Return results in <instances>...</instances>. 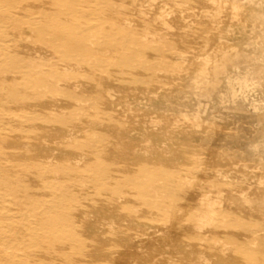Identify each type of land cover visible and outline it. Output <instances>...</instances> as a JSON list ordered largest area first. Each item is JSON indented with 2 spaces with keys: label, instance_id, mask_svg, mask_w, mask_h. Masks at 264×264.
Returning <instances> with one entry per match:
<instances>
[{
  "label": "rangeland",
  "instance_id": "obj_1",
  "mask_svg": "<svg viewBox=\"0 0 264 264\" xmlns=\"http://www.w3.org/2000/svg\"><path fill=\"white\" fill-rule=\"evenodd\" d=\"M101 1L103 0H51V2L48 0H0V14L7 17L5 21L0 18V139L3 137L4 139L12 138L18 142L11 148L1 144L0 156L3 163H8L7 160H10V156H18V158H26L30 161L27 152L32 151L31 146H28L31 139L37 138L40 141L44 139L47 141L46 146L52 140L51 132H48L52 130L45 129L46 123L42 116H36L32 121L28 120L24 106L16 99L17 96L12 94V90L18 89L23 84L16 69L18 57L25 62L34 61L36 63H43L45 59L49 65L44 66L43 69L50 74V78H47L50 82H57L59 86L65 85L71 89L75 87L77 90L86 91L90 87L86 70L84 68L79 69L78 64L76 65L77 68L74 69L73 65L63 63L62 56L66 55L63 48H56L58 51L52 58L46 53L52 32L66 30V27L71 26L81 33L83 28H87L84 30L85 34L92 32L91 34L100 35L99 38H104L107 35L112 38L125 37L123 41L116 42L112 52H107V55L110 53L109 55L113 56L111 63L115 66L119 63L120 56L133 51L138 44L140 38L137 35L128 37V34L134 27H138L139 16L131 15L128 23L121 21V14L119 13L110 19L111 23L94 19L91 12L93 8L103 5ZM167 1L170 0H154L153 12L161 4L170 5ZM174 1L179 3L180 11L177 15L184 18L187 28H191L186 31L179 30L181 34H179L181 37L179 42L187 43L181 52L187 56L186 61L178 63L172 61L175 58V53H171L173 50L169 47L167 40L174 37L165 33L168 27H165L162 22H157L156 25L159 29H155L156 31L150 29L147 37L151 39L155 36V40L148 44L165 50L162 60L165 62L164 65L167 64L164 70L171 71H169L171 77L161 78L162 85L160 88L162 89H158L157 92H165V94H173V96L179 95V98L165 100V107L162 106V109L156 110L155 108H158L156 107L157 103H152L148 99L136 98V95L131 93L136 82L133 79H127L131 82L129 83L131 87L116 92L113 101H110L114 105L116 104L115 108L119 111L118 113L108 114L105 110L101 111L103 109L101 103L83 102L89 107L79 116V120L88 121L90 116H99L103 117V121L99 127L89 126L83 127L78 132L74 131L75 134H78L74 140L77 139L80 143L85 144L87 142L92 143L100 140L103 135L113 132L116 135L117 132L123 129L127 130L130 127L131 134L135 136L132 141H137L136 143L131 141V143L136 144L134 146L137 150L139 149V154L145 160L146 169H143V181L148 184L150 179H154L157 184L156 187L159 188L153 194V198L176 207L168 214L176 215L178 218L184 215L183 208L175 205L177 204L175 196L181 187L189 188L191 191L193 185L194 187L201 186L204 189L201 191V198L210 202L209 207L212 210L210 214L214 217L217 216V220H211L200 228L191 226L194 228L193 230L197 229L201 232L211 228L207 240L197 239L198 243L196 244L200 245L199 247L190 243L179 244V246L170 245L168 240L157 241L145 245L146 247H141L142 256L136 260L132 259L134 263L130 260L129 263L126 262L127 264H149V261L152 262L150 264L155 262L158 264L166 256L174 264H189V260L194 258L196 260L198 253L201 252L210 261L204 262L198 259L197 262H191V264H217L215 254L207 252V245L218 248L222 243L227 242V246H232L233 250L225 256L224 262H229L223 264L233 263V259L238 260V262L239 260L254 259L255 264H262L256 259L264 258V0ZM148 4L151 3L148 2ZM74 5H76L77 12L68 11L67 15L60 16L62 12H66ZM152 16L153 13H150L148 18H152ZM169 16L168 23L170 24L172 21L171 16ZM120 25L124 27H120ZM153 31L159 32L158 34L163 36L159 37L160 35L157 34V37ZM151 33H154V36ZM70 34L73 36L72 33ZM166 35H169L170 38H167ZM161 43L166 44L163 46ZM191 46L194 48L191 49ZM198 46H201L202 49ZM72 52L75 54L71 56L76 60H81L82 56L85 55L83 52L73 49ZM193 56L195 58L190 61L188 57ZM136 57L139 61L143 60L140 55ZM101 64L102 67H99L98 70L99 74H108L111 67L109 69L104 63ZM58 66H60L59 69H57ZM77 69L79 71L76 72ZM132 71V68L125 71L127 73L125 76L130 75ZM246 75L248 77H246L247 81L245 80L246 86H243L244 89H239L238 78L243 79ZM123 79L126 80V78ZM228 79H233L231 84L237 94L236 100L232 99L229 92ZM40 88L42 89L41 92H49L43 86ZM121 97L125 98V102L119 99ZM37 103L40 105L39 102ZM138 114L143 117L145 126L129 125L128 121H131L132 117ZM158 119L164 121H160L159 124ZM30 123L34 126H29ZM140 138L149 139L151 144L159 139L156 146L162 148L163 151L151 154L149 147H147L149 143L141 142ZM101 141H103L102 146L98 148V151L89 152V149L87 150L86 159L99 153L110 162L113 171L118 172L125 168L138 171V159H130L127 163L125 161L122 163L123 159L119 157L120 153L116 149L127 150L126 146L132 148L130 144L119 139H106L104 136ZM24 144L27 145L23 146ZM184 146L188 147L189 156L179 162L173 158L176 154L175 150L182 151ZM43 148L45 147L40 145L35 149L40 153ZM146 148L147 152L144 150ZM114 149L116 150L112 152ZM49 152L53 153L54 156L56 155L53 150ZM165 159H169L168 163H164L165 167L156 165L157 162L165 161ZM39 161L44 165H51V167H57L58 164L54 158L39 159ZM67 166L78 172L72 177L74 180L78 178L80 181H84L82 184L73 181V189L81 188V185L91 184L90 181H87L90 178V170L87 165H73L71 163ZM180 167L193 170L195 168L198 173L194 174L191 171L187 173V169L183 168L182 171L186 175H182L181 170H179ZM23 169L24 166L21 171ZM218 170L223 172V176L211 179L219 180L216 187L220 191H216L207 182L209 177ZM117 176L119 175L110 177H114L116 181L120 178ZM167 177L172 178L168 184H166ZM52 179L51 177L50 180ZM106 179L108 180L109 177ZM95 182L96 185L100 186L101 180ZM166 187L174 188V191L167 190ZM233 187L234 189L231 190ZM141 194L145 195L146 192L141 189ZM244 199L248 202L244 203ZM76 200L77 202L69 204L70 208H74L76 205L85 206L88 218L95 220L96 215L89 208L94 202L93 199L78 197ZM199 200L197 203L201 202ZM119 201L122 202V198ZM194 202L196 203V201L187 199L186 205L189 206V203ZM230 208L239 211L240 215L244 214L245 218L254 219L246 231L241 228L240 222L232 221ZM68 209L67 205L65 210ZM199 210V214L194 211L193 215L189 213L185 215L188 216L186 217L188 220L191 218L189 223L203 218L202 216L208 212L207 208ZM155 212L157 211L154 210L153 213ZM153 213L150 216L153 218L151 222L154 223H150V228L154 229L160 226L165 227L166 230L167 222L165 223V220L157 215L158 212L155 215ZM209 216L207 213L206 217ZM154 217L161 219V221L157 219L161 223L158 221L155 223ZM78 222L80 221L77 220L65 229L74 231L82 224V221ZM216 226H219V230L212 232ZM232 230L246 232L244 235L250 239H247L248 242L245 244H239L236 240L230 239ZM18 252L22 255L25 250L21 248ZM158 254L161 257H158ZM114 256L118 257V254L114 253ZM154 256L157 257L154 258ZM146 258H149L147 259L149 261ZM16 260L21 263H29L24 258Z\"/></svg>",
  "mask_w": 264,
  "mask_h": 264
},
{
  "label": "bare ground",
  "instance_id": "obj_2",
  "mask_svg": "<svg viewBox=\"0 0 264 264\" xmlns=\"http://www.w3.org/2000/svg\"><path fill=\"white\" fill-rule=\"evenodd\" d=\"M48 1L51 2V0ZM101 2H103V5L93 8L91 12L92 15H94V19L111 23L110 19L116 16V13H119L121 14V21L128 23L131 15L136 14L139 16L140 23L138 22V27H134L128 34V37H135L137 35L138 38H140L138 39V44L133 51L126 52L120 56L118 59L119 63L116 66L111 63L113 56H110V53L107 55V52H112L116 46V42L123 41L125 37L112 38L110 35H107L104 38H99L101 37L100 35L91 34L92 32L85 34L84 30L87 28H83L82 33L81 31L78 32L74 27L71 28V26L66 27V30L52 32L50 44L46 50L48 56L52 58L58 51L56 48H63L66 51V55L62 56L63 63L73 65L74 69L77 68L76 65L78 64L79 69L84 68L86 70L88 83L90 85L88 90L81 91L75 89V87L71 89L65 85L59 86L57 82H50V80L47 79L50 78V74L43 69L44 66L49 65V62L45 59L43 63H36L34 61L25 62V60L19 57L16 60L18 76L21 78V83L23 84H21L18 89L12 90V94L14 93L13 95L17 96L16 99L24 106L23 108L26 110V118L28 120L32 121L36 116H42L43 121L46 123L45 129L52 130L48 131L51 132L52 140H50L51 143L46 146L45 144L47 141L44 139H42V141L37 138L31 139L28 146H31L30 148H32V151L27 152L30 161L26 160V158L22 159L18 158V156H10V160H7L8 163L5 164L1 161L2 159L0 156V264L129 263L130 260H136L142 256V252H140L141 247H146L157 241L161 242L168 240L170 245L190 243L199 247L200 245L196 244L198 243L197 239L207 240L211 233V228L208 231L201 232L197 229L193 230L194 228L191 226L200 228V226L207 224V222L209 223L211 220H217V216L214 217L210 214L212 211L209 207L210 202L201 198V191L204 190L201 186L194 187L192 185L191 191H189V188L181 187L180 190L177 191V196H175L177 204L175 205H179L183 208L184 215L181 218L176 217V215L168 214L175 210L176 207H172L173 205H167L166 202H161V200L158 201L156 198H153V194L156 193L159 187H156L157 184L154 179H150L148 184H145L143 181V169H146L144 164L145 160L144 157L139 154V149L137 150L134 146L136 144H132L137 141H132V138L135 136L131 134L130 127H128L127 130L123 129L117 132L116 135L113 132L103 136L106 139H119L130 144L132 148L126 146L128 148L127 150L123 148L116 149H118L120 153L119 157L123 159V161H121L122 163L124 161L127 163L130 159H138V171L132 168H125L118 172L113 171L110 162L101 156V154L99 155V153L93 154L86 159L85 155L88 149L89 152H93V150L98 151V148L102 146L103 141L101 140L103 136L100 137L101 139L99 138L100 140H96L92 143L87 142L86 144L83 142L80 143L77 139L74 140L75 136L78 135L75 134L74 131L78 132L83 127L89 126L93 128L99 127L100 123L103 121V117L99 116H90L88 121H84L83 119L79 120V116L89 107L88 104H83V102L91 104L101 103L103 108L101 111L105 110L108 114L118 113L119 111L115 108L116 104L114 105V103L110 101L114 98L116 92L131 87L129 84L131 82L127 79H133L136 82V85H134L135 87H132L131 93L136 95V98L148 99L152 103H157L156 107L158 108H155L156 110L162 109V106L165 107V100L179 98V95L173 96V94L169 95L165 94V92H157L158 89H162L160 88L162 85L161 78L171 77V74H169L170 70H164L167 64L164 65L165 62L162 60L165 50L154 45H149V42L155 40L154 33L156 36L159 33L153 31L154 33L151 34L154 37L151 39L147 37L150 29H159L156 25L157 22H162L165 27L167 26L168 28H165V33H169L174 37L170 38L168 37L169 35H166L167 38H170L168 40L163 37L170 45L167 46L172 48L173 51L171 53H175V58H173L172 61L178 63L184 62L187 59L186 55H183V53L181 54L182 49L187 43L183 44L179 42L181 40L179 34L181 30L186 31L191 28H187L184 18L177 15L180 11L177 1H167L170 5L161 4L157 7L155 12H153L154 0H103ZM148 2L151 4H148ZM84 5H86V3ZM53 9L55 10V8ZM68 11L77 12L76 5L59 15L63 17L68 14ZM150 13H153L152 18H148ZM169 15L172 21L170 24L168 23L170 19L168 18ZM0 18L4 21L7 20L5 15L0 14ZM120 27L124 26L120 25ZM70 33H72L73 36ZM161 36L163 35L159 37ZM192 48H194V46H191V49ZM72 49L83 52L85 55L82 54L81 60L73 59L71 55L75 53L72 52ZM200 49H202V47ZM194 50L196 51V49ZM138 55L142 56L143 60L139 61L136 57ZM192 58L195 57H188L190 61ZM101 63H104L109 69L111 67L108 74H99L98 70L99 67H102ZM59 67L60 66H58L57 69H59ZM131 68L134 72L132 71L130 75L125 76V74H127L125 71ZM77 71L79 70L77 69L76 72ZM246 77L247 75L244 77L245 79L238 78L239 89L245 88H243V86L246 84ZM123 78H126V80ZM232 80L228 79L229 92L231 93L232 99L236 100L237 94L231 84ZM42 86L47 88L49 92H41L42 89L40 87ZM173 86L176 87V85ZM119 99L125 102V98L121 97ZM37 102H39L40 105ZM127 109L130 108L127 107ZM131 117L129 118L131 119ZM160 121L163 122L164 120L158 119L159 124L161 123ZM128 123H130L129 125L131 126L135 124L145 126L146 124L143 117L139 116V114L133 116L132 120L128 121ZM30 124L29 126H34L32 123ZM140 141L150 142L149 139L145 140L143 138H140ZM158 141L159 139L153 141L155 142L154 144H151V142L147 145L151 154L163 151L162 148L156 146ZM17 143V140L12 138L4 139L3 137V139H0V147L1 144H4L11 148ZM25 145L27 144L23 146ZM40 145H43L45 148L39 153L35 148ZM140 145L142 144L140 143ZM116 149L112 150V152ZM50 150L55 151L56 155L54 156L53 153L49 152ZM144 150L147 152V148ZM188 150L187 146H184L182 151L176 149V154L173 158L180 162V160L189 156ZM49 158H54L57 161V167H51V165L48 166L47 164L44 165L39 161V159L45 160ZM168 160L169 159H165V161L157 162L156 165L165 167L164 163H168ZM71 163H73V165L84 164L89 167L90 178H88L87 181H90L91 184L81 185V188L77 187V189H73V181L77 184H82L84 181H80L78 178L75 180L72 178L78 172L73 171L71 167L67 166L71 165ZM23 166L24 169L21 171ZM183 168L187 169V167ZM183 168L180 167L179 170H181L182 175H186L182 171ZM189 171L194 174L198 173V170L195 168L194 170L189 168L186 172L188 173ZM222 174L223 172L218 170L207 180L209 183L208 185L214 187L216 191H220V189L216 187L219 180L215 181L211 178L217 179L223 176ZM112 175H119L120 178L117 176L119 179L115 181L114 177L116 176L110 177ZM51 177L53 178L52 180H50ZM107 177H109L108 180L106 179ZM167 179L166 184H168L172 178L170 179V177H167ZM96 180H101V182H99L100 186L95 184ZM166 188L167 190L174 191V188ZM141 189L146 192L145 195L141 194ZM233 189L234 187L231 188V190ZM78 197L90 200L93 199L94 202L89 208L95 213V220L88 218L89 216L84 208L85 206L76 205L74 208H70L69 204L77 202L76 198ZM120 198H122V202L119 201ZM187 199L196 201V203H189V206H187ZM198 200L201 202L197 203ZM245 202L248 201L244 199V203ZM67 205L69 209L65 210ZM206 208L208 211L207 213L210 215L209 217H206V213L202 216L203 218L194 219L196 220L195 222L192 221V223H189L191 218L188 220V218H186L188 216L185 215L188 213L193 215L194 211L199 214V209L204 210ZM177 209L179 208L177 207ZM230 209L232 210V221L240 222L241 228L246 231L249 224L253 222L254 219L250 217V219L248 217L245 218L246 216H244V214L240 215L239 211H234L233 208ZM154 210L158 212V214L155 212L157 215H160V217L165 220V223L167 222L166 230L165 227L163 228L159 225V227L157 226L158 228H150V223H152L151 220L153 221L150 215H152L151 213H153ZM155 213H153V215H155ZM155 219L156 223L159 218L157 217ZM77 220L80 222L82 221V224L74 231L65 229ZM159 220L161 221V219ZM165 223L164 225H166ZM236 229L238 228L236 227ZM218 230L219 226H216L213 228L212 232ZM244 234H246V232L232 230L230 239L236 240L239 244H245L250 237ZM227 243H222L218 248H215L216 246L211 247L207 245V252L215 254L217 264L229 262H224L226 260L225 256L227 253L232 252L233 248L232 246H227ZM21 248L25 250L22 255L18 252ZM114 253H117L118 257H115ZM160 254L157 256L161 257L162 254L159 256ZM202 254V252L198 253L196 260L194 258L189 260V262L187 260V262L191 264V262H197L198 259L204 262L210 261L209 258L204 257ZM157 256H154V258ZM166 257L164 259L162 258L163 260L158 264H174L172 260H168L169 257ZM19 258H24L29 263H21L16 260ZM147 259L149 258H146V260ZM256 260L264 264V258H257ZM78 261L79 263H77ZM233 261L234 262L230 264H255L254 259L239 260V262L233 259ZM131 262H133V260ZM150 263L152 262L149 261V264Z\"/></svg>",
  "mask_w": 264,
  "mask_h": 264
}]
</instances>
